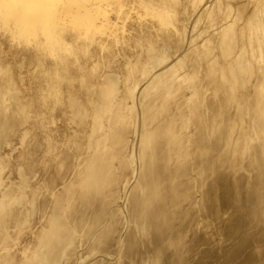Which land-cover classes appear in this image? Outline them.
Returning <instances> with one entry per match:
<instances>
[{
  "label": "bare ground",
  "instance_id": "6f19581e",
  "mask_svg": "<svg viewBox=\"0 0 264 264\" xmlns=\"http://www.w3.org/2000/svg\"><path fill=\"white\" fill-rule=\"evenodd\" d=\"M0 264H264V0H0Z\"/></svg>",
  "mask_w": 264,
  "mask_h": 264
}]
</instances>
